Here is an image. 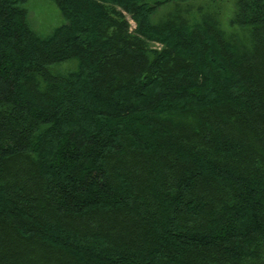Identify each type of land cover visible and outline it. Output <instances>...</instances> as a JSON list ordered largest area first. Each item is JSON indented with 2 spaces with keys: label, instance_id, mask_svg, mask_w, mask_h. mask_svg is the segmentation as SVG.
<instances>
[{
  "label": "trees",
  "instance_id": "obj_1",
  "mask_svg": "<svg viewBox=\"0 0 264 264\" xmlns=\"http://www.w3.org/2000/svg\"><path fill=\"white\" fill-rule=\"evenodd\" d=\"M30 1L0 0V264H264V0H50L47 37Z\"/></svg>",
  "mask_w": 264,
  "mask_h": 264
},
{
  "label": "rangeland",
  "instance_id": "obj_2",
  "mask_svg": "<svg viewBox=\"0 0 264 264\" xmlns=\"http://www.w3.org/2000/svg\"><path fill=\"white\" fill-rule=\"evenodd\" d=\"M235 2L236 0H192L188 8L193 9L190 10L191 13H196V15H198L199 8L203 7L206 9L218 4L223 12L224 24L228 27ZM27 7L30 11V23L34 30L42 37L49 36L56 28L65 24V20L59 8L50 0H31ZM173 8L169 7L165 9V12ZM163 12L164 11H161L162 14ZM131 27L132 29L136 27L133 21H131Z\"/></svg>",
  "mask_w": 264,
  "mask_h": 264
}]
</instances>
